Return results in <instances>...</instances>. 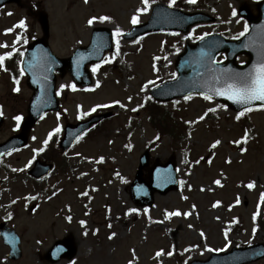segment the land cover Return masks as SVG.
<instances>
[{"label":"rangeland","instance_id":"1","mask_svg":"<svg viewBox=\"0 0 264 264\" xmlns=\"http://www.w3.org/2000/svg\"><path fill=\"white\" fill-rule=\"evenodd\" d=\"M169 1L149 0L147 11H138L145 8L143 0H21V6H5L0 11V45H7L0 47V56L6 57L0 66L4 118L0 143L18 132L22 120L18 124L15 117L26 116L31 91L21 74L13 75L6 67L14 53H22L41 36L37 11L48 16L51 51L58 58H67L74 49L89 43L93 28L107 27L113 33L119 28L123 34L146 22L154 5H169ZM256 1L209 0L196 10L207 11L215 23L195 26L179 38L193 42L208 34H225L235 39L247 26L237 15L239 8L245 6L254 13ZM102 16L110 19L100 21ZM133 16L139 21L135 25ZM93 17L97 19L89 25ZM21 21L26 27L18 26ZM8 29L12 31L6 32ZM174 39L152 34L125 42L122 35L114 36L113 52L104 58V62L115 64L114 70L92 71L90 88L73 89L68 75L57 78L60 111L46 115L33 128L25 149L0 161V223L19 236L22 253L19 260H8V249L0 239V264H50L46 252L63 239L73 241L76 255L56 264H182L204 261L232 248L264 244V227L253 221L256 213L264 215V108L245 112L246 135L235 120L238 114L225 105L199 95L171 102L167 109L188 130L183 141L176 142L156 136L147 115L138 108L149 94L151 82L159 85L175 75L174 54L158 66L153 61L161 56V45H174ZM8 53L12 55L8 57ZM244 61L238 59L239 64ZM98 112H112L113 116L65 156L73 171H55L36 185L27 173L37 156L57 158L60 163L61 156L54 151L55 138H61L65 125ZM57 127L60 132L55 133ZM217 140L220 143L213 148ZM144 151L149 154L148 167L143 170L145 181L153 163L172 161L180 184L177 190L155 194L152 207H137L130 197V185ZM250 183L251 188L247 186ZM176 210L180 216L167 217ZM233 220L240 225L236 231L231 229ZM112 233L116 235L110 239ZM160 251L163 254L157 256ZM253 264H264V260Z\"/></svg>","mask_w":264,"mask_h":264},{"label":"water","instance_id":"2","mask_svg":"<svg viewBox=\"0 0 264 264\" xmlns=\"http://www.w3.org/2000/svg\"><path fill=\"white\" fill-rule=\"evenodd\" d=\"M20 0H0V9L6 4H19ZM257 15L252 16L242 8L239 15L249 25V32L236 41H229L220 36H208L194 45L186 44L184 51L175 62L176 78L151 91L150 96L159 103H167L178 98L194 94L209 96L210 99L225 104L229 110L241 112L245 107L264 104L253 101L251 104H238L228 99L227 95H217L216 89L226 87L225 81L232 83L228 77L248 73L253 65L264 62V0L257 5ZM37 20L41 28L42 38L28 45L22 61V69L27 77L26 84L33 91L28 105L27 117L23 121L18 135L0 144V158L19 148L26 146L29 132L36 122L48 112L58 111L59 104L55 98V72L63 77L69 72L73 82L81 87L91 85L87 66L100 63L106 52L112 50V34L107 28H96L92 32L90 44L76 49L69 58L59 59L47 44L49 25L45 13H38ZM215 20L202 12H184L164 5H156L151 11L149 20L124 34V40H133L140 36L155 32H179L186 34L188 30L200 23H211ZM224 53L226 61L217 63L216 57ZM239 55L247 57L241 66L236 64ZM110 114L94 116L86 122L69 125L64 129L60 142L62 152L67 151L73 143L88 129L110 117ZM2 119L0 118V127ZM149 157L145 152L139 160L134 182L131 185L132 200L139 206H152L155 193L166 194L178 187L175 168L171 162L165 165L154 164L149 175V183L142 179V171L148 165ZM51 169L37 161L30 174L40 179ZM3 243L10 248L8 258L18 260L21 257L19 239L14 231L0 225ZM235 254L214 255L207 262L195 261L191 264H250L264 258V245L259 244L242 250H233ZM76 250L71 240L57 242L46 254L51 263L61 259H71Z\"/></svg>","mask_w":264,"mask_h":264},{"label":"snow or ice","instance_id":"3","mask_svg":"<svg viewBox=\"0 0 264 264\" xmlns=\"http://www.w3.org/2000/svg\"><path fill=\"white\" fill-rule=\"evenodd\" d=\"M85 2L87 3V0H85ZM153 2H154V0H153ZM187 2L194 4V3H196V0H187ZM143 3L145 4V8L140 9L138 11H147L149 0H143ZM175 3H176V0H170L169 6L171 7ZM233 14L235 15V12ZM96 19H97L96 17L89 19L88 24L91 25L93 23V21ZM98 19L100 21H107L110 18L107 16H102V17H99ZM131 22L133 25L137 24L139 22L138 17L133 16ZM18 26L19 27H26V25L24 24L23 21H21ZM10 31H12V30L11 29L6 30V32H10ZM246 31H247V26H245V32ZM120 35H122L121 30L119 28H117L115 30V32L113 33V36H120ZM239 35L242 36V35H244V33L242 32ZM201 39H203V37H201ZM118 46H119V41H117V47ZM0 47H7V45H0ZM11 55H12L11 53L7 54L8 57H10ZM5 59H6L5 56H0V66H3V62ZM92 71L95 72L96 67H94L92 69ZM228 79L233 80V82L228 83L227 81H225L226 87H224L223 89L218 88L215 90L217 95H227L228 99L234 100L236 103L243 104V105L251 104L253 101L264 102V62H260L257 65H253L252 70H250L248 73L237 74L235 77H228ZM71 87L73 89H75V85H72ZM14 90L18 92L19 88H16ZM187 98H190V97H187ZM204 99L207 100V99H210V97L206 95V96H204ZM262 107H264V104H262ZM251 110L252 109L250 107H245L244 110L236 116V119L239 120L240 117L243 116L245 112H250ZM93 111H95V109H93ZM209 111H214V109H209ZM0 115H3L2 111H0ZM200 119L203 120L204 117L201 116ZM15 120L19 124V122L22 120V117L16 116ZM54 132L55 133L60 132V128L57 127L54 130ZM52 135H53V133L49 134V139L51 138ZM246 135H247V132H246ZM44 143L47 144L48 141L46 140ZM219 143H220V141L217 140L212 145V147L215 148ZM234 143L239 144L240 142L236 141ZM242 151H246V149H242ZM101 159H103V158H101ZM228 162L230 163L231 161L229 160ZM197 163H199V161H197ZM209 163H211V161H209ZM13 171H16V170L13 169ZM183 183L184 182L181 181V184H183ZM215 183L219 185L220 181L217 180V181H215ZM247 186L249 188H251V187H253V184L250 183ZM33 199H35V197H33ZM185 199H186V197H185ZM261 199L264 200V194H262ZM238 202H239V200H237V203ZM215 206L216 205H214V207ZM131 211L135 212L136 209H132ZM145 211H147V210H145ZM166 215H167V217L180 216L181 212L179 210H176L173 212H168ZM184 215H188V214H184ZM81 223L83 224L84 222L82 221ZM189 226L191 227V225H189ZM109 227H111V225H109ZM115 235H116L115 233H112V235L109 238L111 239ZM201 235H203V233H201ZM162 254H163L162 251L156 253L157 256H160ZM171 254L172 253H168V255H171ZM129 264H131V261L129 262Z\"/></svg>","mask_w":264,"mask_h":264},{"label":"trees","instance_id":"4","mask_svg":"<svg viewBox=\"0 0 264 264\" xmlns=\"http://www.w3.org/2000/svg\"><path fill=\"white\" fill-rule=\"evenodd\" d=\"M208 0H196V3H188L187 0H179V3L176 4V7L180 8H190V9H196L200 7H205ZM182 41L177 43V45H170L166 44L162 46L160 49V53L164 55V59H166L171 54H174L176 52V48H181ZM163 58H156L155 62L157 64H160L162 62ZM12 67V66H11ZM14 70V68H12ZM111 69H114V66L111 67ZM143 110L145 111L148 123L154 130L157 131V133L161 136H169L173 139L174 142L176 141H183V133L187 129L185 128V124L183 121L178 120L176 116L167 109V107L163 105H159L156 103H153L152 101L147 99V103L144 106ZM240 125L244 128L246 132L249 130L245 127V121L240 122ZM184 128V130L182 129ZM258 225H262L264 227V217L258 220Z\"/></svg>","mask_w":264,"mask_h":264}]
</instances>
